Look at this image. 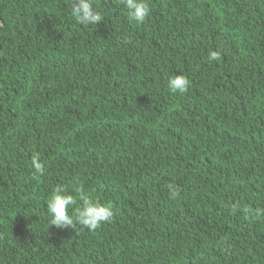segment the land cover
Returning <instances> with one entry per match:
<instances>
[{
    "label": "trees",
    "instance_id": "obj_1",
    "mask_svg": "<svg viewBox=\"0 0 264 264\" xmlns=\"http://www.w3.org/2000/svg\"><path fill=\"white\" fill-rule=\"evenodd\" d=\"M147 4L0 0V264H264V0ZM58 186L112 218L50 226Z\"/></svg>",
    "mask_w": 264,
    "mask_h": 264
},
{
    "label": "clouds",
    "instance_id": "obj_2",
    "mask_svg": "<svg viewBox=\"0 0 264 264\" xmlns=\"http://www.w3.org/2000/svg\"><path fill=\"white\" fill-rule=\"evenodd\" d=\"M121 2L127 9V17L130 21L142 23L149 14L150 9L147 0H121ZM72 3V14L81 24H96L101 21L100 15L92 8L91 0H72ZM208 59L210 61L218 60V52L210 51ZM188 86L189 80L180 73L171 76L168 80V88L174 93L183 94L187 92ZM32 166L37 173H44V166L39 157L34 156L32 158ZM168 188L171 190L170 197L175 198L178 195V190L172 184H169ZM81 199L82 205L75 211L74 216L70 215L69 209L75 205L76 201L64 188L56 187L51 197L46 201L47 211L50 215V226L76 228V225H81L89 230H95L102 222L110 221L113 216L110 205L85 196L82 191Z\"/></svg>",
    "mask_w": 264,
    "mask_h": 264
}]
</instances>
